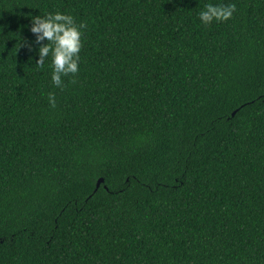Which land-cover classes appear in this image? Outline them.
Here are the masks:
<instances>
[{
    "label": "trees",
    "instance_id": "obj_1",
    "mask_svg": "<svg viewBox=\"0 0 264 264\" xmlns=\"http://www.w3.org/2000/svg\"><path fill=\"white\" fill-rule=\"evenodd\" d=\"M0 264H264V0H0Z\"/></svg>",
    "mask_w": 264,
    "mask_h": 264
},
{
    "label": "clouds",
    "instance_id": "obj_2",
    "mask_svg": "<svg viewBox=\"0 0 264 264\" xmlns=\"http://www.w3.org/2000/svg\"><path fill=\"white\" fill-rule=\"evenodd\" d=\"M236 11L235 3H208L199 12L202 23L210 24L215 21H227ZM84 24H77L75 18L62 12L47 13L32 17L31 32L35 34L36 43L47 40L38 49L39 60L37 67H43L46 58L51 55L52 82L57 87H63V76L79 72L80 52L83 47L82 29ZM49 103L55 107V95H48Z\"/></svg>",
    "mask_w": 264,
    "mask_h": 264
},
{
    "label": "water",
    "instance_id": "obj_3",
    "mask_svg": "<svg viewBox=\"0 0 264 264\" xmlns=\"http://www.w3.org/2000/svg\"><path fill=\"white\" fill-rule=\"evenodd\" d=\"M103 180H104V179H103V178H101V179L98 181V184H97V185H98V187L100 186L101 182H103Z\"/></svg>",
    "mask_w": 264,
    "mask_h": 264
}]
</instances>
